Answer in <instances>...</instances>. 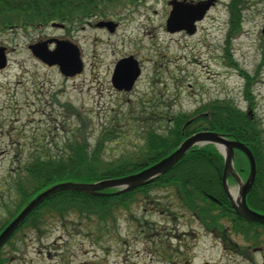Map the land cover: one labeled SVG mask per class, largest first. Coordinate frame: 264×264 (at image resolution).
<instances>
[{
  "label": "rangeland",
  "instance_id": "374dc122",
  "mask_svg": "<svg viewBox=\"0 0 264 264\" xmlns=\"http://www.w3.org/2000/svg\"><path fill=\"white\" fill-rule=\"evenodd\" d=\"M218 1L191 35L167 31L168 0L115 7L112 19L121 24L114 35L86 24L70 31L69 25L32 28L24 37L8 24L0 30V45L8 48V66L0 72V227L21 205L26 166L64 153L77 140L85 138L89 152L99 147L104 162L138 156L145 131H165L174 116L211 102H233L264 136V0H237L234 23L232 0ZM46 35L76 44L81 73L66 77L33 56L29 44ZM130 55L139 60L141 76L132 90L119 91L112 74ZM216 148L225 158L226 147ZM240 158L236 152L239 180L228 181L235 195L246 178L236 170ZM151 195L160 201L143 196L115 209L108 223L75 210L47 214L40 230L23 228L9 243L15 247L0 256L14 258L12 264H264V228L261 247L249 249L253 241L236 234L229 218L194 215L172 188Z\"/></svg>",
  "mask_w": 264,
  "mask_h": 264
},
{
  "label": "trees",
  "instance_id": "16d2710c",
  "mask_svg": "<svg viewBox=\"0 0 264 264\" xmlns=\"http://www.w3.org/2000/svg\"><path fill=\"white\" fill-rule=\"evenodd\" d=\"M102 1L0 0V17L8 16L17 20V22L10 23L21 24L22 22L25 26L36 27L47 25L51 21L67 22L77 16L82 17L83 14L97 13L102 10L99 7ZM247 78L250 81V77L247 76ZM247 98L251 103L249 92ZM232 103L207 104L204 109L209 115H203L199 111L195 113L199 117L194 118L188 125L186 123L195 114L174 116L173 123L168 125L165 131H161L158 127L148 129L143 133L144 144L138 156L129 158L122 156L116 160L104 162L101 159L103 152L100 148L97 147L92 152L87 151L85 149L87 140L83 138L82 141L77 140L75 144L68 146L62 154L47 155V158L36 157L26 166L29 185L20 184L19 186L21 187L19 188L21 205L17 207L15 214H11L8 221L1 224L0 231L32 198L49 186L65 181L96 182L138 172L168 156L190 134L204 129L220 132L231 139L243 141L251 148L256 159L257 171L253 186L247 192V203L250 208L264 214L263 131L256 119ZM98 144L100 146L101 142ZM239 154L242 158L236 159V169L245 177L249 171V164L245 156L241 152ZM223 170L224 158L214 144L197 146L190 150L171 170L136 189L118 195L102 194L113 192L114 188H106L99 192L90 190L60 192L34 210L18 232L26 227L40 230L47 214L57 212L63 215L70 210L98 215L101 220L108 223L109 218L116 217L115 209L127 207L133 201L142 200L143 196L149 200V203H153L154 200L155 202L160 201L161 196L153 197L152 192L172 188L183 206L192 211L194 215L199 214V217L203 219L212 217L215 221H220L223 217L229 218L236 234L243 235L247 241H253L256 245L261 244L258 238L264 225L249 222L236 214L223 189ZM212 224L214 222H207L206 226Z\"/></svg>",
  "mask_w": 264,
  "mask_h": 264
},
{
  "label": "water",
  "instance_id": "95a60500",
  "mask_svg": "<svg viewBox=\"0 0 264 264\" xmlns=\"http://www.w3.org/2000/svg\"><path fill=\"white\" fill-rule=\"evenodd\" d=\"M213 1L201 3L197 5L184 4L181 2H174L173 9L167 21V28L170 31H177L185 29L189 33L195 31L194 22L201 19L212 4ZM111 22H101L99 25H110ZM54 26H60V23H53ZM112 30V29H111ZM30 48L33 53L44 62L53 65L58 64L61 72L66 76H73L83 70V63L78 55L76 46L67 43L66 41H57V47L53 51L47 48V42L36 43ZM6 57L4 49L0 48V67L5 66ZM140 74L137 61L133 57L121 60L113 73V85L119 90H130L137 77ZM200 143H214L216 145H224L227 149L225 157V167L223 173V187L228 195L234 209L239 216L252 222L264 224V214L252 210L246 201L248 190L252 187L256 176V162L251 149L243 142L237 140H229L221 134L216 132L203 131L189 136L181 145L169 156L162 159L158 163L145 170L116 179L102 180L96 183H79V182H63L56 184L44 192L40 193L34 198L11 223L0 233V247H2L16 230L22 225L26 218L45 200L51 196L63 191H98L104 188L127 186L125 190L135 188L142 185L147 180H152L159 174L169 171L176 163H178L192 147ZM235 149L242 151L249 160L250 174L246 183L241 185L239 195L236 199L233 198L227 178L230 174L238 178L233 168V156Z\"/></svg>",
  "mask_w": 264,
  "mask_h": 264
},
{
  "label": "flooded vegetation",
  "instance_id": "af4514ba",
  "mask_svg": "<svg viewBox=\"0 0 264 264\" xmlns=\"http://www.w3.org/2000/svg\"><path fill=\"white\" fill-rule=\"evenodd\" d=\"M171 0H168V4H169V2H170ZM178 1H183V0H178ZM188 1H191V2H189V3H191V4H197V3H200V2H202V1H206V0H188ZM134 3H137V0H103L100 4H99V6H108V7H105V8H103L104 10H103V12H100L101 14L100 15H104V16H100V17H97V16H94L93 15V17H90L89 19H86L85 20V22H84V24H86V25H89V26H93V25H95L96 23L93 21L94 19H96L97 21L98 20H104V21H113L114 23H116V24H118V27L120 26L119 24H121V22L120 21H115V20H113L112 19V16H111V11H112V9H115V8H113V7H117V6H123V5H125V6H131L132 7V5L134 4ZM218 3H219V1L218 0H215V2H214V4L210 7V9H212V8H214L216 5H218ZM186 4V3H185ZM233 6V13H234V15H236V17H237V15H238V10H240V7L237 5V0H232L231 1V5H230V7H232ZM242 6H243V4H242ZM233 15V16H234ZM99 18V19H98ZM239 18V17H238ZM8 19L7 18H3V19H0V21H7ZM233 21L231 20V23H232ZM78 24H80V22H79V18H76L75 19V21H73V23H70L69 24V30L68 31H70V29L72 28H74V26L75 25H78ZM264 25V24H263ZM96 26V25H95ZM13 28H16L17 29V32H18V35L19 36H21V37H24L25 36V34H26V30H27V28L25 27V25H24V23H22V25H20V26H18V27H13ZM13 28H10V30L12 31L13 30ZM96 28V27H95ZM40 29V28H39ZM101 29H103V30H105L107 33H108V29L107 28H101ZM118 29V28H117ZM116 29V30H117ZM184 32V31H183ZM116 33V32H115ZM114 33V34H115ZM114 34H112V35H114ZM264 34V33H263ZM54 37H56V36H54V35H46L45 37H37V40L36 41H41V40H48V39H53ZM54 45H49V47L50 48H52ZM6 48H7V46H5ZM7 53H8V48H7ZM7 67H5L4 69L2 68V69H0V72H2V71H4L5 69H6ZM3 252V249H1L0 250V254ZM13 259L14 258H9V256H8V258L7 257H5V255L4 256H0V264H12L14 261H13Z\"/></svg>",
  "mask_w": 264,
  "mask_h": 264
},
{
  "label": "bare ground",
  "instance_id": "6f19581e",
  "mask_svg": "<svg viewBox=\"0 0 264 264\" xmlns=\"http://www.w3.org/2000/svg\"><path fill=\"white\" fill-rule=\"evenodd\" d=\"M235 194V192H233Z\"/></svg>",
  "mask_w": 264,
  "mask_h": 264
}]
</instances>
